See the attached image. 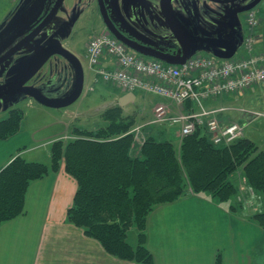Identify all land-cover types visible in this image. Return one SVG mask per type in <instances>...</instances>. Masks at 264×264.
I'll return each mask as SVG.
<instances>
[{"label":"trees","instance_id":"1","mask_svg":"<svg viewBox=\"0 0 264 264\" xmlns=\"http://www.w3.org/2000/svg\"><path fill=\"white\" fill-rule=\"evenodd\" d=\"M107 110L109 124L98 131L75 129L76 138L57 140L51 164L30 162L21 155L0 170V228L23 215L32 182L64 167L78 184L68 221L98 241L112 257L136 264H155L147 246L150 215L159 206L191 196H208L214 203L255 222L264 231V150L246 135L230 145H215L206 127L184 137L178 150L171 140L149 135L138 147L134 121ZM24 112L13 109L0 121V140L22 130ZM246 134V130H245ZM242 171L243 190L254 193L261 211L243 212L235 203L240 192L232 178ZM136 227L138 243L129 242Z\"/></svg>","mask_w":264,"mask_h":264},{"label":"rangeland","instance_id":"2","mask_svg":"<svg viewBox=\"0 0 264 264\" xmlns=\"http://www.w3.org/2000/svg\"><path fill=\"white\" fill-rule=\"evenodd\" d=\"M124 1L114 0V15H118L123 20L128 30L152 46L166 47L172 38L169 28L157 16L153 18V14H151L149 17V10L147 9L139 13L131 8L130 4L125 8ZM26 2V0H0V29L5 28L10 23H1L9 13L13 16H16L17 12L28 14L24 18H21L23 14H20L13 20L12 36L32 26L41 17L45 10L41 0H29V3L33 2L34 4L23 7ZM169 2L175 3L174 7H171V12L174 15L172 17L178 23L184 37L190 42L191 58L197 56L214 57L216 49L206 44L202 45L200 39L216 38L219 32L225 38H234L239 49L244 46L247 30L246 20L239 11L237 0H176L175 2L169 0ZM260 7L255 8L257 18L264 17V11L262 12ZM21 10L22 12H19ZM13 11H15L14 14ZM137 13L140 16L136 20ZM104 30V24L99 17L97 0H65L50 29L43 32L26 50L20 52L6 65L10 70L6 74H2L0 79L14 80L19 78L37 59L39 52L49 44V40L55 38L60 41L65 49L74 53L82 61L85 71L83 93L74 104L67 108H48L26 97H22L18 103L9 99L0 104V121L6 119L13 109H21L24 112L22 130L19 134H22L21 139L27 143L25 149L29 152H31L30 149L37 146V149L31 153L23 154L24 158L33 159L32 157H34L37 161L50 164L51 160L48 158L50 143L52 148L53 143L57 140H63L67 143L74 137L76 138V128L86 131H98L105 128L109 122L103 114L116 107L121 110L119 116L131 118L134 121L131 132L134 134L138 147L145 142L149 135L157 133L154 130L160 131L159 135H156L158 136L156 139L160 141L172 140L175 143V140L168 133H165L166 130L170 129L169 125L151 124L153 120L149 124H144L145 115L141 114L145 110L151 111L158 103L172 104L173 109L178 110L173 102L155 94L136 91L137 99L135 102L129 105H121L120 100L124 97L121 89L104 82L94 70L89 68L86 57L87 45L91 38L102 34ZM262 30L259 28L256 33H261ZM5 43L0 44V48ZM39 47L40 50H38ZM256 48L264 53L263 39L257 42ZM241 55L242 52L239 51L235 58ZM62 79L66 82V87L51 97L54 100L69 97L77 83L75 70L70 63L62 57L55 56L42 68L31 86L42 89L45 93H52L51 90L56 89ZM229 104L245 107L249 112L264 113V83L248 90L245 95L226 96L225 105ZM231 116L236 120L230 123L241 122L243 125L245 124L246 136L264 150V117H255L249 113L239 112H232ZM63 124L69 125L71 128L67 129ZM74 127L75 129L72 130ZM61 132L65 133V137L53 139L55 134ZM34 133H37L35 138L33 137ZM3 144V148H7L6 143ZM175 145L179 150L178 144ZM6 154V150L0 149V162ZM232 178L240 191L234 202L244 204L243 212L250 213L251 210L257 213V211H261L260 201L256 199L257 196L248 192L249 190H243L247 181L242 171H237ZM132 231L137 232L135 226L129 231L130 238L134 236L131 234Z\"/></svg>","mask_w":264,"mask_h":264},{"label":"crops","instance_id":"3","mask_svg":"<svg viewBox=\"0 0 264 264\" xmlns=\"http://www.w3.org/2000/svg\"><path fill=\"white\" fill-rule=\"evenodd\" d=\"M121 92L124 97L129 94ZM136 99L135 95L133 102ZM131 103L125 102L128 105ZM205 107L207 110L230 108L216 114L223 125L236 120L231 116L232 112L247 110L235 104L226 106L225 97L209 100ZM186 108L199 112L191 103ZM153 111L154 108L141 113L145 115L144 124L153 120ZM154 131L157 133L152 136L157 138L160 131ZM19 133L0 140V149L7 152L0 162V170L14 157H23V154L37 149V146L30 149L31 152L25 149L27 143L23 142ZM165 133L175 140L174 144H178L179 148L182 141L180 127L170 126ZM64 134L57 133L53 139L65 137ZM36 136L37 133H34L33 137ZM3 143L7 148H3ZM49 145L48 158L51 160L52 144ZM32 158L24 159L45 163ZM77 188V181L66 173L64 167L58 173H50L32 182L24 214L0 228V264H136L110 256L98 241L86 236L84 230L68 221V210L73 205ZM241 214L228 211L208 196H188L176 203L157 207L150 215L147 227V246L155 264H264V231ZM131 234L134 236H129V242L135 247L138 231Z\"/></svg>","mask_w":264,"mask_h":264},{"label":"built area","instance_id":"4","mask_svg":"<svg viewBox=\"0 0 264 264\" xmlns=\"http://www.w3.org/2000/svg\"><path fill=\"white\" fill-rule=\"evenodd\" d=\"M246 23V41L238 58L223 60L197 56L180 66L168 65L139 55L113 36L103 33L89 40L88 65L100 79L124 92L155 94L178 107L174 111L172 104H157L151 124L178 126L182 138L194 134L199 127H206L215 145H230L245 136V125H223L216 114L231 109L207 110L205 103L228 95L245 94L264 83V53L256 48L260 33H256L259 21L255 12L247 14ZM188 103L199 112L188 111ZM239 111L264 117L262 112Z\"/></svg>","mask_w":264,"mask_h":264},{"label":"water","instance_id":"5","mask_svg":"<svg viewBox=\"0 0 264 264\" xmlns=\"http://www.w3.org/2000/svg\"><path fill=\"white\" fill-rule=\"evenodd\" d=\"M26 1L27 2L23 5V7H27L30 4L32 6V4H34L33 2L29 3V0ZM64 1L65 0H41V4H43L45 8L47 4H51L50 6H52V8L47 10L45 9L41 17L36 20L32 26L27 27L25 30L15 36L11 35L12 22L16 16H19L23 13L17 12V15L13 17V19L9 21L10 23L5 27L6 29H0V44L6 42L0 48V66L13 59L24 48L33 43L37 37L40 36L54 22L61 8L63 7ZM167 1L168 0H163V12L166 17L168 28L173 38L176 40L177 46L179 47L178 53H166L162 49L152 46L137 44L135 42L125 41L120 38L118 39L131 50L142 56L153 58L169 65L180 66L185 64V62L191 58V46L188 39L184 37L181 29L178 26V23L169 15L166 5ZM260 1L261 0H256L252 4L240 8L239 11L246 12L252 10ZM99 4L104 21L111 30L106 5L103 0H99ZM19 12H22V10ZM26 15L28 14L24 13L21 18H24ZM6 23L7 22H4V24ZM200 43L202 45L206 44L215 48L216 50L214 57L224 60L233 58L239 50L234 38H225L220 32L216 38L200 39ZM38 50H40V47ZM55 56L62 57L67 62H69L75 70L77 77V83L72 94L69 97L61 100L48 98L43 94L42 89L27 85V83L40 72V70L49 62V60ZM19 78L20 79L16 83L8 87L9 91L7 92L13 93L14 101L16 103H18L22 97H26L33 99L39 104L48 108L63 109L71 106L81 97L84 89L85 71L82 61L74 53L65 49L59 40L51 38L49 40V44L43 48L41 52H39V56L33 62L30 68ZM134 100L135 94L129 93L120 100V103L121 105H124L125 102L130 103Z\"/></svg>","mask_w":264,"mask_h":264},{"label":"flooded vegetation","instance_id":"6","mask_svg":"<svg viewBox=\"0 0 264 264\" xmlns=\"http://www.w3.org/2000/svg\"><path fill=\"white\" fill-rule=\"evenodd\" d=\"M103 1H104L105 5H106L107 14H108V18L110 20V27H111V30H110L108 25L105 23L103 15H102V12H101V7H100V4H99V0H97L99 17L101 18V20H102V22L104 24V28H105L103 33H108L109 35H111L114 38H116L118 41H120L118 39V38H120V39L125 40V41H132V42H135L137 44L152 46L147 41H145L143 38L138 37L137 35L133 34L130 30H128V28L124 25L123 20L118 15H114V4H115L114 0H103ZM172 1L175 2L176 0H172ZM254 1H256V0H237V3H239V9H240V8L245 7V6H248L249 4H252ZM129 4L131 5V8H133L136 12H139V13L141 11H144L145 9L149 10L148 11L149 12V14H148L149 17L151 16V14H153V18H155V16H157L160 19V21H162L168 27L167 22H166V17H165L164 12H163V0H125L124 1L125 8H127V5H129ZM174 4L175 3L171 4L169 2V0L166 3L169 15L171 17L172 16L174 17V15L171 12V7L173 8ZM185 4H186V2H185ZM50 5L51 4H47L45 9L46 10L47 9H51L52 6H50ZM262 5H263V7H260ZM257 7H260V10L263 12L264 11V0H261L254 7V9L246 11V12H240V13L245 16L244 19L246 20L247 14L249 12H252V11L255 12V8H257ZM12 13L14 14L15 11H13ZM139 16L140 15L137 13L136 20L138 19ZM13 17H15V16H13V15H11L9 13V15L1 23H4V22L8 23L10 20L13 19ZM157 17H156V19H157ZM257 19L259 21L258 29L259 28L263 29L262 32L260 33V39L259 40L263 39V41H264V17L257 18ZM154 21H155V19H154ZM51 25L46 30L50 29ZM245 25H246V28H247V23L246 22H245ZM40 36H38L37 38H39ZM96 36H98V35H96ZM171 36H172V34H171ZM152 47H155V46H152ZM27 48H28V46L26 48H24L22 51L26 50ZM155 48H158V47H155ZM158 49H162L164 52L172 53V54L173 53H178V51H179V47L177 46L176 40L173 38V36H172L170 42L168 43V45L166 47H161V48H158ZM16 56H18V54ZM13 59L8 61L4 65L0 66V77L2 76V74H6L10 70L6 65H8ZM36 76L31 81H29L27 83L28 86H31V84L35 80ZM19 79L20 78H16L14 80H3V79H0V104L4 103V102H7L9 99L14 101L13 93H7L9 91L8 87L10 85L12 86ZM65 87H66V82H64L63 79H62V81L60 82L59 86L56 89H52L51 90L52 93H45L44 91H42V92L48 98H51L55 93L60 92L61 90H64ZM63 99H65V98H63Z\"/></svg>","mask_w":264,"mask_h":264}]
</instances>
